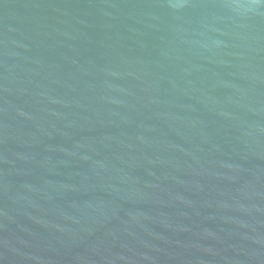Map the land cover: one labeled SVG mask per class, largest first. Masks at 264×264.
I'll return each instance as SVG.
<instances>
[{"label":"water","instance_id":"95a60500","mask_svg":"<svg viewBox=\"0 0 264 264\" xmlns=\"http://www.w3.org/2000/svg\"><path fill=\"white\" fill-rule=\"evenodd\" d=\"M0 264H264V0H0Z\"/></svg>","mask_w":264,"mask_h":264}]
</instances>
